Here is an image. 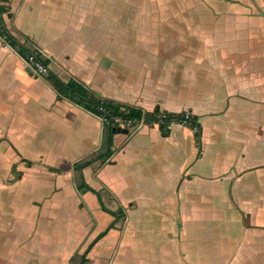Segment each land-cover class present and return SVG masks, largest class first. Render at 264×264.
Wrapping results in <instances>:
<instances>
[{"label":"crops","instance_id":"0c3cea01","mask_svg":"<svg viewBox=\"0 0 264 264\" xmlns=\"http://www.w3.org/2000/svg\"><path fill=\"white\" fill-rule=\"evenodd\" d=\"M1 1L0 142L16 153H0V169L14 173V187L26 177L55 176L42 192L51 203L80 193L84 181L98 191L89 190L103 211L95 198L97 211L80 201L87 212L57 215L61 224L51 234L33 213L18 229L0 223V234L14 235L0 241V264H264V0L181 1L209 9L213 24L156 39L123 36L120 23L112 29V20L93 17L97 4L88 0ZM10 35L25 44L23 52L41 47L50 73H34ZM53 73L147 110L188 109L199 134L182 124L114 125L113 151L104 156L106 124L59 97ZM15 136L46 147L26 157ZM92 164L95 185L85 174ZM137 214L158 216L160 225L130 226ZM68 225L75 237L64 232Z\"/></svg>","mask_w":264,"mask_h":264},{"label":"rangeland","instance_id":"374dc122","mask_svg":"<svg viewBox=\"0 0 264 264\" xmlns=\"http://www.w3.org/2000/svg\"><path fill=\"white\" fill-rule=\"evenodd\" d=\"M90 3H96L97 7L94 18L105 19L106 23L112 20L111 28L113 29L117 24L121 25V34L123 36H137V37H161L164 35H169L171 37H177L178 35H191L196 30V26L204 27L206 24H213L212 20L207 19V14L211 11L209 9H204L202 6L194 5H179L181 1H192V0H88ZM172 1L173 4L161 5V4H150L152 2H167ZM95 8H91L92 11ZM208 8V7H206ZM115 23V26H113ZM109 26L106 25L108 30ZM213 29L215 27L213 26ZM106 30V31H107ZM15 141L17 146L20 147L22 154L26 157L37 158L38 151L45 146H42L39 141L23 138L19 139L15 136ZM46 141V140H45ZM42 149V150H44ZM0 153L1 158L3 156H11L16 153V150L10 145L7 146L5 141L0 142ZM3 162L4 160L1 159ZM37 165L33 167L35 170ZM95 164L87 167L85 169V174L88 181L91 184H98V177L95 171ZM14 175L10 170L0 169V179L3 180L4 185H0V223L5 225L6 221L9 222L5 226H9L14 229L24 226L25 219L33 213V221L37 224L45 226L46 231L51 234L54 233V229H58L55 224L60 225L61 221L55 219L57 215L73 214L74 218L76 215L81 218L82 212L85 211L84 208L80 207V201L86 200L87 207L86 210L97 211L94 205V198L97 202V207L100 211V204L97 195L92 191H84L81 188V192L76 191L68 194V197L60 203L50 202L49 199H45V195L42 194L44 189L49 185H52L55 176H50L46 178V175H37L38 177H43V181L39 180L38 183H34V180L28 177L22 182V186L14 187L8 181V178ZM57 181V179H56ZM86 193L85 199L81 197L82 192ZM97 193V192H96ZM98 194V193H97ZM8 195V196H7ZM31 198L40 200L38 202H29ZM100 198V196H99ZM108 199V198H107ZM101 205L104 204L101 200ZM107 202L109 205L114 203ZM160 206V203H157ZM17 207V213L11 214L8 217L5 216L6 212L9 213ZM103 206V205H102ZM174 207V204L171 208ZM5 211V212H4ZM87 212V211H85ZM146 213V212H145ZM49 216V217H48ZM51 217H54L53 219ZM153 221L154 225H160L158 216H153L150 219L144 214L142 216L137 214L134 220L130 223V226H136L137 228L145 227L147 222ZM69 226H66L64 232L69 231ZM81 227L76 228L80 231ZM13 231V229L11 230ZM10 232V231H9ZM73 235L75 237V231L68 232V235ZM67 235V237H68ZM159 235H154V239H157ZM14 235H3L0 234V241L6 242L11 241ZM15 240H21L24 235H16ZM27 238V237H26ZM31 241H27V244ZM157 245L155 244V250H157Z\"/></svg>","mask_w":264,"mask_h":264},{"label":"trees","instance_id":"16d2710c","mask_svg":"<svg viewBox=\"0 0 264 264\" xmlns=\"http://www.w3.org/2000/svg\"><path fill=\"white\" fill-rule=\"evenodd\" d=\"M9 35V34H8ZM10 39L12 43L17 46L22 52L23 48L25 47V44L22 43L17 37L10 35ZM43 61L47 64L46 58H43ZM52 77L54 79L58 96H68L71 97L73 100H75L77 103L83 105L85 108L91 110L92 112L99 114L100 113V106H104L107 109H109L114 114L122 115L125 118H137L141 119L143 117L146 118L148 122H152V120L159 117V115L165 114L166 121H171L174 118H181L183 116L182 111L180 112H173L168 110H162L159 106H156L153 110H147L142 107L131 105L127 103H122L120 101H117L115 99L102 96L95 92L94 90L88 88L83 82L75 79L70 78L68 80H63L56 74H52ZM191 123L189 126L194 127L196 126V133L199 134V123L197 121V118L195 115H191L190 119ZM115 124H106L107 128V134H108V149L104 156H108L112 153V145H113V131L112 128ZM161 128H163L161 126ZM93 159H82L78 162H76L75 167L82 170L83 167L90 164ZM80 188L88 189V190H94L98 193L96 189H94L92 186L88 185L86 182H82L79 186ZM99 194V193H98ZM103 208L106 210H109L104 204ZM110 211V210H109ZM106 232V231H105ZM105 232H101L96 239L90 244H94L96 240L101 237ZM90 248V247H89Z\"/></svg>","mask_w":264,"mask_h":264},{"label":"built area","instance_id":"2783aa9c","mask_svg":"<svg viewBox=\"0 0 264 264\" xmlns=\"http://www.w3.org/2000/svg\"><path fill=\"white\" fill-rule=\"evenodd\" d=\"M2 1L0 0V17L3 15L4 11L1 9ZM43 49L39 46H34L33 48L26 50L22 53V57L26 65L36 74L48 75L50 73L49 66L43 61ZM100 113L98 114L101 121L105 124H115L126 128H132L133 130L139 129L145 124H155L159 127H163L166 130H170L174 125L182 124L189 125L191 123L192 112L188 109L182 111L183 116L181 118H174L171 121H166L165 114L159 115L158 118L148 122L145 117L141 119L137 118H125L122 115L114 114L109 109L104 106H100ZM195 130L196 126L193 127Z\"/></svg>","mask_w":264,"mask_h":264}]
</instances>
